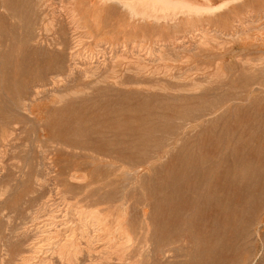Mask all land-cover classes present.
<instances>
[{"label": "rangeland", "instance_id": "1", "mask_svg": "<svg viewBox=\"0 0 264 264\" xmlns=\"http://www.w3.org/2000/svg\"><path fill=\"white\" fill-rule=\"evenodd\" d=\"M113 1L0 0V264H264V0Z\"/></svg>", "mask_w": 264, "mask_h": 264}, {"label": "bare ground", "instance_id": "2", "mask_svg": "<svg viewBox=\"0 0 264 264\" xmlns=\"http://www.w3.org/2000/svg\"><path fill=\"white\" fill-rule=\"evenodd\" d=\"M106 1H111V0H106ZM243 1L244 0H232L233 3L235 2L240 3ZM112 3L117 5H120L121 3V5L124 6V9L127 8L129 9V12L131 14L142 15L144 18L148 20L149 19L152 20V22L155 25L159 26L161 25V23H165V25L167 26L173 25L176 28L179 27L178 24H173V23L178 22V20L181 17L191 18L193 16H196L200 18L202 16L201 15L202 13L211 17L216 14H219L221 10L224 7H227L228 5L227 1H225L218 6H214L212 0H202V2H199L198 0H126L124 2L113 1ZM192 30H193V35L192 33H189L188 37L195 39L194 36H199L198 40H200V42L205 39L206 33L208 32V30L205 28H199V29L192 28ZM184 39L185 37L179 38L176 41L175 45L178 46L183 45L185 43ZM155 45H156L155 51L157 50L160 51L159 49L161 47L163 46L165 47L164 44H155ZM117 52L118 51H116V53ZM134 52H138V51L134 49L131 51V54H133ZM148 56H150V54H148Z\"/></svg>", "mask_w": 264, "mask_h": 264}]
</instances>
